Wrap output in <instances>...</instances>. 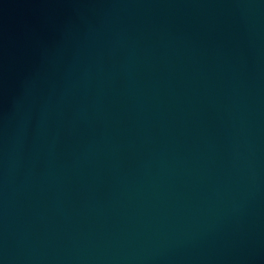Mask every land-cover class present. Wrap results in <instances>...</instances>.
Returning a JSON list of instances; mask_svg holds the SVG:
<instances>
[{"label": "water", "instance_id": "water-1", "mask_svg": "<svg viewBox=\"0 0 264 264\" xmlns=\"http://www.w3.org/2000/svg\"><path fill=\"white\" fill-rule=\"evenodd\" d=\"M0 264H264V0H0Z\"/></svg>", "mask_w": 264, "mask_h": 264}]
</instances>
